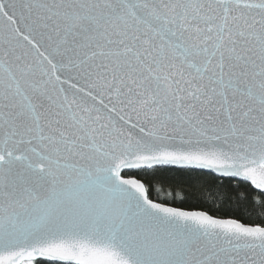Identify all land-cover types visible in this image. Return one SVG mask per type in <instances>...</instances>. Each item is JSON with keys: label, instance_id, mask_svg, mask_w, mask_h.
<instances>
[{"label": "snow or ice", "instance_id": "1", "mask_svg": "<svg viewBox=\"0 0 264 264\" xmlns=\"http://www.w3.org/2000/svg\"><path fill=\"white\" fill-rule=\"evenodd\" d=\"M0 264H264V0H0Z\"/></svg>", "mask_w": 264, "mask_h": 264}, {"label": "trees", "instance_id": "2", "mask_svg": "<svg viewBox=\"0 0 264 264\" xmlns=\"http://www.w3.org/2000/svg\"><path fill=\"white\" fill-rule=\"evenodd\" d=\"M186 190H187V191H190V192L193 191L192 188H187ZM195 195H196V196H200L201 194H200V192L197 190V191L195 192ZM201 198H202V197H201Z\"/></svg>", "mask_w": 264, "mask_h": 264}]
</instances>
